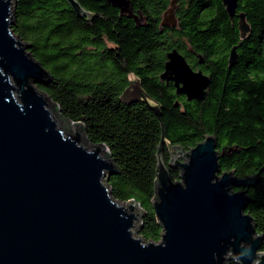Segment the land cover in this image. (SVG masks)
<instances>
[{"label": "water", "instance_id": "1", "mask_svg": "<svg viewBox=\"0 0 264 264\" xmlns=\"http://www.w3.org/2000/svg\"><path fill=\"white\" fill-rule=\"evenodd\" d=\"M105 1L139 23L130 0ZM13 2L0 0V264H225L228 258L264 264L261 234L244 211L246 190L256 186L264 163L244 176L220 171L212 134L184 150L168 145L160 125L150 203L161 232L156 242L137 236L141 209L132 199L110 195L107 177L119 172L106 149L85 141L79 123L65 119L68 127L36 88L50 74L10 29ZM65 2L83 20L93 15L77 0ZM220 2L237 19L243 39L249 27L236 12L237 0ZM173 5L170 0L159 25L173 23ZM235 48L229 49L227 66L236 61ZM165 58L159 79L171 81L186 101L199 100L207 75L192 70L174 48ZM136 91L159 116L139 85ZM126 92L120 94L123 101ZM169 169L178 171L177 179Z\"/></svg>", "mask_w": 264, "mask_h": 264}, {"label": "trees", "instance_id": "2", "mask_svg": "<svg viewBox=\"0 0 264 264\" xmlns=\"http://www.w3.org/2000/svg\"><path fill=\"white\" fill-rule=\"evenodd\" d=\"M77 1L93 13L89 20L65 0H14L10 29L50 74L36 88L59 115L80 124L85 141L101 144L110 155L119 174H109L107 186L116 200L138 203L137 236L156 242L161 227L150 199L160 125L168 145L184 150L205 134L214 135L220 171L244 176L264 163V0H237L236 12L244 14L249 27L243 39L237 19L226 15L220 0H174L176 21L167 28L159 20L170 0H130L145 18L141 24L105 0ZM232 45L237 57L227 66ZM172 48L187 63L188 48L203 60L201 71L209 83L199 100L186 101L159 79ZM131 77L159 116L140 100L120 99ZM168 172L172 180L178 178L176 169ZM246 192L244 211L261 234L264 251V169ZM225 264L237 263L228 258Z\"/></svg>", "mask_w": 264, "mask_h": 264}, {"label": "flooded vegetation", "instance_id": "3", "mask_svg": "<svg viewBox=\"0 0 264 264\" xmlns=\"http://www.w3.org/2000/svg\"><path fill=\"white\" fill-rule=\"evenodd\" d=\"M132 13L133 14H140V15H138V16H140V20H139V23L138 24H141V23H143L144 22V20H145V18H144V16L139 12L138 13V10L137 9H135L134 7H133V5H132ZM164 13V12H163ZM162 13V14H163ZM162 14H161V17H162ZM174 14V13H173ZM161 17H160V19H161ZM132 21H133V19H131ZM175 18H174V20H173V23L172 24H168V25H165L164 27H170V26H172L174 23H175ZM159 22H160V20H159ZM188 50V56L190 57V62L189 63H187L188 65H189V67L192 69V70H200L201 71V66L204 64V62H202L203 60L201 59V58H198V54L197 53H195V52H193L192 50H190L189 48L187 49ZM181 54V53H180ZM182 55V54H181ZM166 59V58H165ZM186 61V60H185ZM162 68H163V66H162ZM162 71V69L160 70V72ZM159 72V73H160ZM202 72V71H201ZM203 74H205V75H207V73H204V72H202ZM132 79L130 80H128V83H127V85H126V94H125V99H126V101L128 102V103H131V102H135V101H138V100H140V99H138L137 98V95H138V93H137V91H136V89H137V86H138V81L134 78V77H131ZM165 82V81H164ZM165 83H167V84H170L171 86H172V88H173V85H172V82L171 81H168V82H165ZM124 88V89H125ZM174 89V88H173ZM143 91V90H142ZM177 96H183L182 94H176ZM185 98V97H184ZM163 153H166V156H167V160H165V161H168V159H169V153H168V151H167V148H165L164 149V147H163V149H162V156H163Z\"/></svg>", "mask_w": 264, "mask_h": 264}, {"label": "rangeland", "instance_id": "4", "mask_svg": "<svg viewBox=\"0 0 264 264\" xmlns=\"http://www.w3.org/2000/svg\"><path fill=\"white\" fill-rule=\"evenodd\" d=\"M132 78H130V80H131ZM50 103V102H49ZM52 104V103H51ZM53 110H54V112L57 114V115H59V113L57 112V110H56V108H55V106H54V108H53ZM60 116V115H59ZM62 118V117H61ZM64 119V118H63ZM67 121V120H66ZM67 126L68 127H71V124H70V122L69 121H67ZM84 143V142H83ZM87 143H84V145H86ZM140 214H141V210H140V213L137 215V218L139 219V217H140ZM138 224H139V220H137V222H135V227H137L138 226ZM135 227H134V229H133V231L135 232Z\"/></svg>", "mask_w": 264, "mask_h": 264}, {"label": "bare ground", "instance_id": "5", "mask_svg": "<svg viewBox=\"0 0 264 264\" xmlns=\"http://www.w3.org/2000/svg\"><path fill=\"white\" fill-rule=\"evenodd\" d=\"M58 118H59L60 120L64 121L65 123H67V121H66L65 119L61 118L59 115H58Z\"/></svg>", "mask_w": 264, "mask_h": 264}]
</instances>
